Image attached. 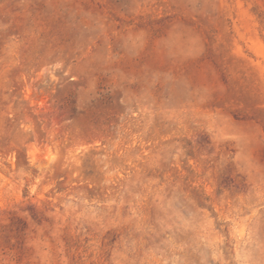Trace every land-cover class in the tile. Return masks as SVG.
<instances>
[{
    "label": "rangeland",
    "instance_id": "rangeland-1",
    "mask_svg": "<svg viewBox=\"0 0 264 264\" xmlns=\"http://www.w3.org/2000/svg\"><path fill=\"white\" fill-rule=\"evenodd\" d=\"M0 264H264V0H0Z\"/></svg>",
    "mask_w": 264,
    "mask_h": 264
}]
</instances>
